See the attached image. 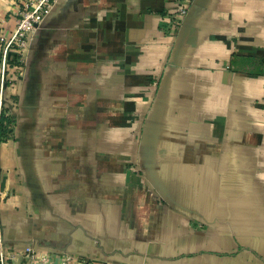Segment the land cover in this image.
Returning a JSON list of instances; mask_svg holds the SVG:
<instances>
[{"label":"crops","instance_id":"0c3cea01","mask_svg":"<svg viewBox=\"0 0 264 264\" xmlns=\"http://www.w3.org/2000/svg\"><path fill=\"white\" fill-rule=\"evenodd\" d=\"M23 1L0 0V36ZM60 0L11 55L0 231L75 264H264V0ZM19 67V68H18Z\"/></svg>","mask_w":264,"mask_h":264},{"label":"built area","instance_id":"2783aa9c","mask_svg":"<svg viewBox=\"0 0 264 264\" xmlns=\"http://www.w3.org/2000/svg\"><path fill=\"white\" fill-rule=\"evenodd\" d=\"M60 0H26L23 1L22 9L17 26L7 36H0V137L5 120H10L9 127H12L9 113L4 109V93L11 85L9 70L11 66V55L15 53L23 57L33 30L42 24L53 7ZM188 0H176L177 12L175 22L180 25L186 16L185 3ZM19 68V67H18ZM7 194L0 190V199ZM17 254L5 249L0 231V264H75V261L66 254L44 252L32 245H27L20 253V261L16 263Z\"/></svg>","mask_w":264,"mask_h":264},{"label":"trees","instance_id":"16d2710c","mask_svg":"<svg viewBox=\"0 0 264 264\" xmlns=\"http://www.w3.org/2000/svg\"><path fill=\"white\" fill-rule=\"evenodd\" d=\"M5 121H7V120H5ZM10 120H8L7 122H9ZM9 127V126H8Z\"/></svg>","mask_w":264,"mask_h":264}]
</instances>
